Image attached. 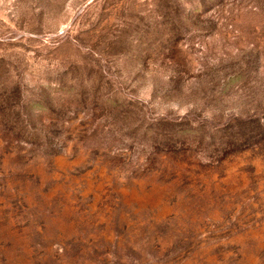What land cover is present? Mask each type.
I'll use <instances>...</instances> for the list:
<instances>
[{
	"label": "rangeland",
	"instance_id": "rangeland-1",
	"mask_svg": "<svg viewBox=\"0 0 264 264\" xmlns=\"http://www.w3.org/2000/svg\"><path fill=\"white\" fill-rule=\"evenodd\" d=\"M0 264H264V0H0Z\"/></svg>",
	"mask_w": 264,
	"mask_h": 264
}]
</instances>
